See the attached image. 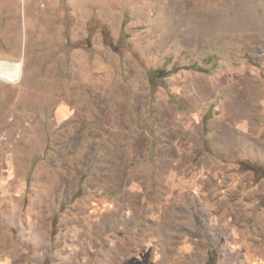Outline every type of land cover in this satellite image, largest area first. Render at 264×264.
<instances>
[{
    "label": "rangeland",
    "instance_id": "obj_1",
    "mask_svg": "<svg viewBox=\"0 0 264 264\" xmlns=\"http://www.w3.org/2000/svg\"><path fill=\"white\" fill-rule=\"evenodd\" d=\"M0 264H264V0H0Z\"/></svg>",
    "mask_w": 264,
    "mask_h": 264
},
{
    "label": "bare ground",
    "instance_id": "obj_2",
    "mask_svg": "<svg viewBox=\"0 0 264 264\" xmlns=\"http://www.w3.org/2000/svg\"><path fill=\"white\" fill-rule=\"evenodd\" d=\"M22 63L20 61L0 60V79L16 82L22 77Z\"/></svg>",
    "mask_w": 264,
    "mask_h": 264
},
{
    "label": "trees",
    "instance_id": "obj_3",
    "mask_svg": "<svg viewBox=\"0 0 264 264\" xmlns=\"http://www.w3.org/2000/svg\"><path fill=\"white\" fill-rule=\"evenodd\" d=\"M263 177H264V174H263Z\"/></svg>",
    "mask_w": 264,
    "mask_h": 264
}]
</instances>
